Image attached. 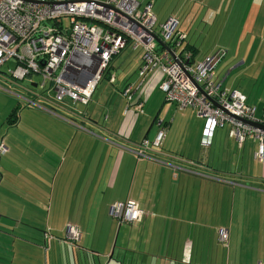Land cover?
Returning a JSON list of instances; mask_svg holds the SVG:
<instances>
[{"label":"crops","instance_id":"0c3cea01","mask_svg":"<svg viewBox=\"0 0 264 264\" xmlns=\"http://www.w3.org/2000/svg\"><path fill=\"white\" fill-rule=\"evenodd\" d=\"M151 1L157 21L162 23L169 18L178 20V33L185 35L176 46L178 52L188 51L194 60H200L210 53L204 52L198 56V47L186 41L187 34L181 30L180 14L191 12L193 8L185 11L180 3L182 0H176L175 8L165 9L161 5L156 11L155 0ZM198 1L203 5L206 2ZM142 49L133 48L131 55L114 70V64L109 63L106 72H112L114 81H118L114 92L116 97H120L113 108L102 113L105 115L103 122L94 118L93 113L97 110H69L68 105L62 103L55 108L82 127L44 111L34 110L33 115H26V125H29L27 128L31 136L15 138L7 143L0 131V141L9 148L6 155L0 158V264H42V259L47 264L50 260L53 263L56 261L54 241L48 245L47 238H41L36 227L38 224L30 220V213L43 212L37 221H45L43 227L47 235V229L52 231L70 226H65V221L60 227L51 224V213L58 222L63 212L69 211L72 214L74 206L79 213L86 211L89 206H95L98 212L105 214V210L109 213L113 203L126 199L135 200L146 212L140 220L130 225L137 230V234L142 229L146 234L144 243L138 244V238H135L134 243L143 251L144 256H149L148 264H215L210 246H206L208 253L194 254V246L203 243L199 241L195 244L196 235L189 236L184 222L188 215L189 225L193 224L190 218L194 209L199 214L202 195L217 190H231L228 184L244 188V192L240 189L238 194L239 198L244 197V230L249 229L251 220H255L259 233L254 238L264 242V163L254 156L258 147L257 140L250 137L252 140L245 141L246 144L239 147L228 133L218 130L217 134L216 131L214 133L211 145L202 146L199 135L203 119L192 107L178 108L171 114L173 105H176L173 102L168 104L169 100L160 89L163 74L153 69L143 81L138 78ZM218 81L232 88L224 84L223 78ZM128 83L133 84L134 92L129 107L123 93ZM27 87L25 85V89ZM156 88L163 92V96L154 93ZM263 98L260 97L255 103L246 97L247 103L255 106L256 118L264 114ZM137 100L143 103L142 111L135 108ZM165 106V117L171 115L170 121H158L156 124L158 112ZM14 110L18 114L19 107H13L11 112ZM85 113L86 117L83 116ZM22 115L20 120L19 115L12 117H17V120L15 123L8 121L9 125L17 127L22 121ZM162 126L166 129L160 145L155 147L150 144L143 151L138 144L144 139L152 142ZM191 134L196 143L193 141L190 148ZM234 143L242 148L243 158L233 153ZM247 147L251 151H246ZM201 148L207 151V157L203 158ZM211 149L221 153L210 156ZM239 168L242 171L240 173ZM237 176H240V181L231 180ZM232 191L235 196L236 189ZM185 194L190 199L183 203ZM194 194L197 196L194 197ZM45 212L49 214L45 215ZM92 220L100 222L99 219H88L86 226L80 225V240L87 237L86 231L89 229L93 230V234L94 229L100 227L98 224L91 225ZM66 232L68 235V230ZM248 236L253 235L244 231V238ZM59 242L66 253L61 237ZM41 246L45 248L44 255ZM202 259L205 261L200 263ZM227 260V264H243L235 258L229 263V254ZM258 263L264 264L262 261Z\"/></svg>","mask_w":264,"mask_h":264},{"label":"built area","instance_id":"2783aa9c","mask_svg":"<svg viewBox=\"0 0 264 264\" xmlns=\"http://www.w3.org/2000/svg\"><path fill=\"white\" fill-rule=\"evenodd\" d=\"M63 17H68L70 23L64 24ZM156 23L151 0H0V67L9 59L14 62L9 74L0 71V77L16 83L39 74L40 79L34 83L45 89L39 92L27 87L31 96L16 94L18 99L82 127L55 106L67 104L68 100L88 104L103 73L114 81V75L106 69L112 57L131 42L133 48H143L138 78L143 81L153 69L159 70L163 74L160 89L166 98L179 109L192 107L203 118L202 146H210L216 128L226 125L228 135L239 147L249 137L257 140L254 156L264 163V129L244 121L264 124V114L256 118L255 106L247 103L241 91L213 79V70L225 51L219 49L194 60L190 52L176 50L185 37L178 33L177 19L159 23L158 30ZM156 37L166 46H161ZM48 89L52 96L44 95ZM123 93L129 107L133 84L128 83ZM142 106V101L137 100L135 108L142 111ZM68 109L71 110L69 106ZM165 129L160 127L152 142L144 139L138 146L143 151L150 144L158 147ZM7 151L0 141V158ZM110 213L124 224H132L146 214L133 199L113 203ZM67 230L71 238H79V228L70 225ZM227 236L226 230H219L220 241L226 243Z\"/></svg>","mask_w":264,"mask_h":264},{"label":"rangeland","instance_id":"374dc122","mask_svg":"<svg viewBox=\"0 0 264 264\" xmlns=\"http://www.w3.org/2000/svg\"><path fill=\"white\" fill-rule=\"evenodd\" d=\"M162 1L164 0H155L154 10L157 11L161 5H164L165 9L169 7L175 8L176 6V0H167L166 3ZM205 1L204 5L198 0H182L180 2L185 11L193 8L191 12L180 14L181 18L179 23L181 30L187 34L186 41L198 47V56H201L204 52L212 53L219 49L223 51L227 50L224 58L213 70V79L220 80L223 78L226 86L239 89L248 98V101L257 103L260 97H264V0ZM62 21L64 24L70 23L68 17H63ZM159 23L160 20L156 23V30L159 28ZM125 47L118 56L115 55L111 59L110 63L114 64L113 70L119 63H123L131 55L133 43L130 42ZM134 52L138 53V51ZM13 66V60L9 59L0 67V71L7 75ZM111 74L113 73L111 72ZM39 79L40 75L36 73L26 76L25 79L17 81L16 83L0 77V131L1 137L7 139V143L12 142V139L15 138L25 139L26 136H31L27 128L29 125H26V115H33L32 111L34 110H43L32 104L23 106L22 102H19L16 94L24 97L31 96L30 92L25 89V85L31 87L30 83H34ZM117 85V80L112 82L107 78V73H103L93 90L88 105H84L80 101L72 103L68 99L66 101L67 105L75 111L86 110L87 108L97 110L93 113L94 118L103 122L107 109L113 108L115 102L120 97L119 95L117 97L115 95ZM3 88L12 93L4 91ZM34 89L42 92L45 88L38 84ZM154 93L163 96V92L157 88ZM44 95L52 96L53 92L48 89ZM35 100L37 101L38 97ZM170 102L167 103L169 104ZM154 105L155 103L151 104V107ZM13 107H19V120L21 114H23L22 121L17 127L9 125L8 123V117ZM166 109L167 107L165 106L159 110L156 124L158 121H165V123L170 121L171 115L167 118L165 117ZM177 110L178 108L173 105L171 114ZM202 121L204 122V120ZM202 127L203 123L201 125ZM218 130L228 133L226 125L218 126L215 130L216 134ZM88 136L96 140L95 137ZM200 136L201 132L199 139ZM249 138L246 139V142L252 140ZM193 141L196 143V140L192 138L191 134V139L189 140L190 148ZM253 143L255 144V141ZM201 150L203 158L207 157V151L204 152L203 148ZM207 150H210V148ZM211 150L210 156L215 153L217 155L221 153L214 149ZM245 150L251 151L249 147ZM233 153L239 158H243L244 156L242 148H239L235 143L233 144ZM5 155L6 153L3 156ZM30 155L32 156L31 152ZM240 172H242L241 168L238 169V173ZM234 178L231 179L234 182L241 180L240 176ZM228 186L231 190L225 192L217 190L215 193H206V196L202 195L200 197L199 214L197 215L194 209L192 217L190 218V222H193L192 225H189L187 220L189 216L186 215L184 226L189 236L194 237L196 235L195 244L199 241L203 243V245L196 244L194 246V254H198L199 252L206 254L208 253L206 246H210L211 256L214 258L213 262L215 264H227L228 254L229 263H232L234 258L236 261H242L243 264H258V261L264 262V242H259L257 237L254 238L259 233V228L255 224L256 221L251 220L249 229L245 228L244 230V197L239 198L238 195L240 189L244 192V188L237 187L239 185L235 184H228ZM232 189H236L235 196ZM196 196L197 194H194V197ZM189 199L190 197L185 194L183 203L186 201L189 202ZM208 208H210L209 211ZM48 214L49 212H45V215ZM105 214L98 212L95 206H89L86 211L79 213L74 206L72 214L69 211L63 212L59 218L60 222H58L51 213V224L60 227L63 221H65V226H76L80 229V232V225L84 224L86 226L88 219H99L100 222L92 220L91 225L98 224L100 227L94 229L95 233L93 234L92 229L86 231L87 237H84L83 240L75 236L71 238L69 231L67 235L66 227H63V229L56 228L52 231L47 229V233L49 234L46 235L45 228L43 227L45 221L42 219L37 221V217H41L43 212H34L29 215L30 220L38 224L36 227L39 229L41 238L44 240L46 237L48 245H51L52 241L55 243L56 261L53 263V260H50L48 264H148L149 256H144L143 251L139 250L134 243L135 238H138V244L144 243L146 234L144 235L143 229L137 234V230L134 227H131L130 224L120 223L110 211L108 213L105 210ZM220 228L227 231L228 238L226 243L219 240L218 230ZM198 231L199 236L197 235ZM244 231L250 232L253 236L244 238ZM25 232H27L26 229ZM60 237L63 239L66 253L64 248H61V243L59 242ZM70 240L72 246L70 245ZM41 250L42 255H44L45 248L43 246H41ZM108 260L111 261L108 262ZM204 261L205 259L199 260L200 263ZM42 264H47L46 260L42 259Z\"/></svg>","mask_w":264,"mask_h":264},{"label":"water","instance_id":"95a60500","mask_svg":"<svg viewBox=\"0 0 264 264\" xmlns=\"http://www.w3.org/2000/svg\"><path fill=\"white\" fill-rule=\"evenodd\" d=\"M158 42H159V44L161 45V46H163V47H165L166 45H164V43L162 42V41H160L157 37L155 38ZM83 84H85V83H83ZM31 86L32 87H36V83H31ZM215 105H217V103H215ZM246 123H248V124H252V125H254V126H257V127H260V128H262V129H264V124H262V123H255V122H251V121H246V120H244Z\"/></svg>","mask_w":264,"mask_h":264},{"label":"trees","instance_id":"16d2710c","mask_svg":"<svg viewBox=\"0 0 264 264\" xmlns=\"http://www.w3.org/2000/svg\"><path fill=\"white\" fill-rule=\"evenodd\" d=\"M115 56V55H114ZM114 56L112 57V59L114 58ZM109 67H110V64L108 65V69H109ZM107 70V69H106ZM15 115L17 116L18 114H17V110L15 111H13V112H11L10 113V115H9V117H8V121H11L12 123H15L16 122V120H17V117L16 118H12V117H15ZM12 118V119H11ZM11 119V120H10Z\"/></svg>","mask_w":264,"mask_h":264}]
</instances>
